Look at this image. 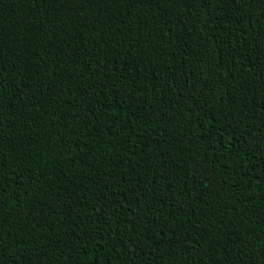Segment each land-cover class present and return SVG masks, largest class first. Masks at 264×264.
I'll list each match as a JSON object with an SVG mask.
<instances>
[{
    "label": "trees",
    "instance_id": "trees-1",
    "mask_svg": "<svg viewBox=\"0 0 264 264\" xmlns=\"http://www.w3.org/2000/svg\"><path fill=\"white\" fill-rule=\"evenodd\" d=\"M0 264H264V0H0Z\"/></svg>",
    "mask_w": 264,
    "mask_h": 264
}]
</instances>
